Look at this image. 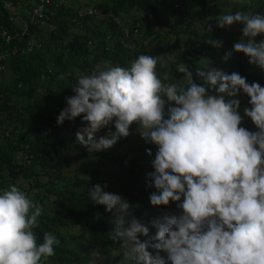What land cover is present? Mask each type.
I'll return each instance as SVG.
<instances>
[{"label":"clouds","instance_id":"obj_1","mask_svg":"<svg viewBox=\"0 0 264 264\" xmlns=\"http://www.w3.org/2000/svg\"><path fill=\"white\" fill-rule=\"evenodd\" d=\"M2 8L0 264H53L73 234L134 264H264V0Z\"/></svg>","mask_w":264,"mask_h":264},{"label":"trees","instance_id":"obj_2","mask_svg":"<svg viewBox=\"0 0 264 264\" xmlns=\"http://www.w3.org/2000/svg\"><path fill=\"white\" fill-rule=\"evenodd\" d=\"M2 1L0 0V19L3 21L6 18V12L2 8ZM57 17H51L48 22L53 28L58 27ZM11 67L18 70V76L16 80L23 85L22 92L12 91L15 97L20 94L23 95L21 100L22 104H27L30 108L36 107V95H35V75L31 60L27 58L15 59L11 62ZM76 75H71V78H75ZM33 128L37 129V126L30 121ZM9 153V147L0 145V192L4 189H8L9 186L5 184V180L1 177V170L4 167V160ZM60 174L63 173V169H58ZM63 181H67L68 185L75 186L71 178L62 176ZM64 204L78 208L77 197L71 196ZM59 236H66L65 234H59ZM119 242L111 243L109 240L97 241L93 238L92 234H73V237L68 238L64 243H61L55 248V257L57 261L53 264H134V262L128 261L123 256V249L119 251ZM166 256V253H164Z\"/></svg>","mask_w":264,"mask_h":264}]
</instances>
